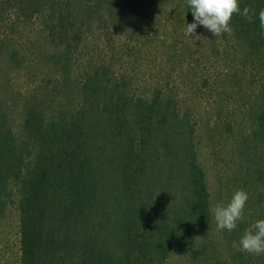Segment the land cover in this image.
<instances>
[{"label": "trees", "instance_id": "1", "mask_svg": "<svg viewBox=\"0 0 264 264\" xmlns=\"http://www.w3.org/2000/svg\"><path fill=\"white\" fill-rule=\"evenodd\" d=\"M147 1L149 9L152 0H0V59L21 67L23 42L35 41L41 49L37 66L46 60L53 69L51 93L63 100L67 88L75 92L70 108L54 111L45 102L48 95L29 90L20 100L17 132L7 106L0 105V218L15 187L19 264H154L172 252L182 254L194 232L209 229L210 194L195 151V126L179 107L183 95L214 92L229 103L235 97L223 91L231 89L240 106L241 96L251 98L248 137L264 147V35L258 19L234 14L231 32L220 36L198 26L190 36L198 40V66L189 62L185 84L177 54L186 46L181 43L192 14L184 0H173L176 17L162 36L149 27L148 10V47H155V61L161 55L163 65L148 73V97L136 96L116 51L126 38L141 53L133 35ZM245 5L258 12L264 0H241ZM257 166L253 180L263 184L264 165ZM111 167L119 180L114 203L121 208L115 239L104 235L108 206L101 196ZM149 172L166 188L181 183L187 194L181 210L176 200L142 190Z\"/></svg>", "mask_w": 264, "mask_h": 264}, {"label": "rangeland", "instance_id": "2", "mask_svg": "<svg viewBox=\"0 0 264 264\" xmlns=\"http://www.w3.org/2000/svg\"><path fill=\"white\" fill-rule=\"evenodd\" d=\"M173 7V0H152L148 9L147 1L144 14L137 21V31L133 35L141 53L139 54L135 48L136 44H132L131 41L126 42V38L121 40V48L116 51L117 66L121 69L124 79L127 78L132 81L131 92L136 96L148 97V87L151 84V81H148V73H155L158 70L156 66L163 65L161 55H158V59L155 61V55L152 52L155 47H148L151 45L148 44L147 37L149 21L143 16L148 17L149 10V14L152 16L149 27L158 28V34L166 36L168 30H171L169 23L171 17H176ZM153 38L155 41L160 39L159 36ZM185 39L181 45L186 46L183 50L179 47L177 56L184 66L183 79L186 84L189 79V62L194 67L198 66L196 64L198 40L194 36L192 38L186 36ZM15 42L21 44L18 40ZM37 44L35 41L23 42L20 53L22 59L24 58V63L21 67L15 64L5 65L4 59H0V105L5 104L7 106L6 113L9 122L16 132L19 130V123L22 118L19 106L22 101L20 100L27 96L29 90H37L39 95H48L46 99L44 98L45 102L49 110L54 111L60 108L64 109V107L70 108L73 95H75L73 89L71 95L70 88H67L63 100L56 98L51 93L53 69L46 60L37 66V62L40 61L38 60L39 52H41L40 46ZM187 46L191 49V55L188 53ZM125 49L130 52V56L123 58L124 55L122 54L125 53ZM148 57L151 58L149 66ZM177 61L174 60L175 65ZM176 66H179V62ZM170 85L174 89L173 81H170ZM256 91L257 89H255ZM223 92L226 96L233 95L235 101L224 102V98L217 97L214 92H207L204 96H202L204 93L200 92L199 98L189 94L184 100V95L181 96L179 105L182 112L190 115V123L195 126V151L210 194V227L206 231L194 232L193 243L186 247L182 254L172 252L166 260L154 264H264V254H249L232 247V242L239 240L252 221L264 219V206H261L264 205V183H254L253 180L258 168L257 165L260 163L264 165V147L259 140L253 139L251 136L248 137L250 135L249 122L252 119L248 117L246 107L254 106L255 103L250 100L251 98L241 96L243 106H240V103H236L239 97L237 91L230 89ZM53 102H55V106ZM228 120H231V128L226 127ZM146 158L148 161V153ZM106 170L104 191L102 190L101 193L103 204L108 206L104 207L107 220L104 235L115 239L120 236L119 229L121 226V208L114 203V198H119L117 190L119 180L115 177L117 173L113 167ZM156 175V172L147 173L141 183L142 190L144 189L148 193V189H153L154 196H160L162 201L176 200L174 203L181 210L187 200V194L183 192L181 183L175 180V182L170 183L173 188H166ZM10 188L12 200L7 204L0 218V264H19L18 194L15 187L11 186ZM237 189H243L249 195L244 212L245 219L239 221L237 228L232 232L218 231L212 215V208L219 201L227 203Z\"/></svg>", "mask_w": 264, "mask_h": 264}, {"label": "clouds", "instance_id": "3", "mask_svg": "<svg viewBox=\"0 0 264 264\" xmlns=\"http://www.w3.org/2000/svg\"><path fill=\"white\" fill-rule=\"evenodd\" d=\"M184 3L193 17L192 22L185 24L184 30L188 36L194 34L198 26H203L213 36L230 33L229 22L234 14L248 22L258 19L261 35H264V9L257 12L247 5L241 8V0H184ZM248 199L245 190L237 189L227 203L219 201L213 206L212 215L218 231L232 232L237 228L238 222L245 219ZM232 247L249 254H264V219L252 221L239 240L232 242Z\"/></svg>", "mask_w": 264, "mask_h": 264}]
</instances>
